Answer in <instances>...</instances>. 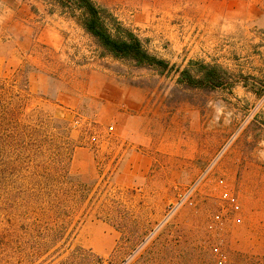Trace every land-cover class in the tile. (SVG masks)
Listing matches in <instances>:
<instances>
[{
  "label": "rangeland",
  "instance_id": "1",
  "mask_svg": "<svg viewBox=\"0 0 264 264\" xmlns=\"http://www.w3.org/2000/svg\"><path fill=\"white\" fill-rule=\"evenodd\" d=\"M93 1L167 68L0 0V264H264V0Z\"/></svg>",
  "mask_w": 264,
  "mask_h": 264
},
{
  "label": "trees",
  "instance_id": "2",
  "mask_svg": "<svg viewBox=\"0 0 264 264\" xmlns=\"http://www.w3.org/2000/svg\"><path fill=\"white\" fill-rule=\"evenodd\" d=\"M51 5V12L60 10L72 18H78L84 30L90 34L97 43L103 48L106 54L113 57L131 61L139 67H154L166 69L167 64L163 60L149 54L142 45L141 40L131 31L120 25L115 28V34L111 32V22L114 19L108 14L107 10L101 8L93 0H47ZM205 70V82L219 84L221 81V69L218 67H203ZM184 79L190 84H198L190 75L189 70L182 72ZM7 131H4L6 134ZM7 136V135H6ZM67 175L71 176L69 170ZM41 196L36 193H29L30 200L39 199Z\"/></svg>",
  "mask_w": 264,
  "mask_h": 264
},
{
  "label": "crops",
  "instance_id": "3",
  "mask_svg": "<svg viewBox=\"0 0 264 264\" xmlns=\"http://www.w3.org/2000/svg\"><path fill=\"white\" fill-rule=\"evenodd\" d=\"M54 13V12H53ZM126 91L129 92V95L127 96L128 98V110H129V113L126 115V118L124 119L123 123H124V128L127 129V126L130 124V123H134V122H137L138 120V117L134 111V109H137L138 105L141 104V102L139 103V100L135 97L137 95V93H139L138 89L136 87H132V86H126ZM126 96V95H125ZM106 100V102H108L109 100L108 99H104ZM109 106L111 107H115V104L114 103H109L108 104ZM129 127V126H128ZM207 127L204 126V131L206 132ZM206 134V133H204ZM95 140V137L93 138ZM228 163L230 164L228 168H230L232 164V162L230 160H227L225 162V164Z\"/></svg>",
  "mask_w": 264,
  "mask_h": 264
},
{
  "label": "built area",
  "instance_id": "4",
  "mask_svg": "<svg viewBox=\"0 0 264 264\" xmlns=\"http://www.w3.org/2000/svg\"><path fill=\"white\" fill-rule=\"evenodd\" d=\"M227 148H228V142L225 143V144L219 149V151L216 153L215 158H214V160H213V163H215L216 161H218V160L224 155V153L226 152ZM213 163H211V165H210L209 167H207V168L203 171V173H202L201 176L199 177L200 180H202V179H204L205 177H207V175L209 174V172L212 170V168H213V166H214ZM231 201L234 202L235 199L232 198Z\"/></svg>",
  "mask_w": 264,
  "mask_h": 264
}]
</instances>
